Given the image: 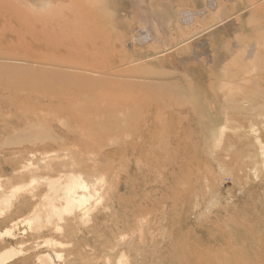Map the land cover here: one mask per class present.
<instances>
[{"label": "rangeland", "instance_id": "obj_1", "mask_svg": "<svg viewBox=\"0 0 264 264\" xmlns=\"http://www.w3.org/2000/svg\"><path fill=\"white\" fill-rule=\"evenodd\" d=\"M26 1L0 0V3L4 4H0V7L3 6L0 8V49L7 46L5 45V40L7 39V41H15L12 45L15 48V52L19 49L22 54L32 56L31 58L34 59L65 61L67 63L80 61L79 54L76 53L77 49L75 48H73V50L75 49L74 52L76 51L75 56L71 54L73 52L68 55V53L61 50L64 53L62 55L60 52L55 53L57 50L46 53L45 49L39 46L37 48L32 44L35 37L43 36V32L48 34L51 31L50 28L56 26V24L51 26L45 23L47 18L40 17L45 12L40 13V15H38L39 12H35L36 17L37 15L39 17H33V11L30 12V8H28V4H31L32 1ZM35 1L37 2V0ZM212 1L73 0L74 5H72L69 0H65V3L69 2L72 5L71 11L68 9L70 4L68 5L66 17L80 25H75L72 22V27L70 28H76L79 33L73 35V33H69L66 30L68 35L63 32L62 36L64 37L59 36L61 43L64 40L73 39V42H75L79 38L84 39L86 37L83 42L85 41L88 46H78L79 53L100 54L98 57L103 59L106 56L107 61L109 60L108 56L112 58L115 54H119L121 57L125 56L128 60L141 58L142 62L136 66V70V67L134 69L131 68L129 69L130 71H125L123 75L128 77L130 74L134 77L141 76L139 77L141 80H146V78L148 80L155 78L156 81L164 79L167 82L174 80L178 81V84L184 85L188 90L186 94L182 93L183 96L182 94L177 95L169 91L154 90L153 88L141 87V89H138L131 87L132 85L128 83L126 84L127 80L124 78H122L124 80L121 78L115 80L106 79L105 82L101 80L95 84L96 87L88 88L86 91L88 95L107 96L108 98H105L107 103L113 107L118 106L120 109L115 114L118 122L115 120L109 123V131L97 135L95 142L92 141L94 144L89 140H84L67 146L71 150L82 154V156L79 155L80 159L87 157L86 154H89V151H94L97 155L100 153L101 160L98 161L100 166L104 167V165L110 164V166L107 165L109 167H107L109 179L115 185L119 182L123 184L122 190L115 192L113 195L115 210L112 215L108 216L107 219H102L101 216L98 220L99 226L96 228L95 234L89 237L91 243L96 241L101 246L98 251L95 248L94 250L87 249L88 247L85 246L82 236L83 233L66 238L54 235L56 236L54 238L60 240L61 244L53 247V249L47 246L43 240L49 236V233L44 232L41 236L26 235V242L23 246L25 252L29 253L17 257V259L8 264H18L23 259H25L24 264H38L36 256H34L36 253L47 251L55 255V250L56 252H61L65 259L69 256L76 259L81 255V257L89 258L93 255V257L97 256L99 258V256L103 257L112 252L113 257L111 259L116 261L121 251L119 249L109 250L111 228L126 230L128 237H130L129 239L131 240V237H133L132 239L136 242L133 249L125 248L126 258L129 257L131 259V264H196L197 262V264H200V262L204 264H227L228 259L230 260L229 264H264V170H262L264 165H255L252 161H249L250 157L248 156L249 153H247L249 149L248 145H245L247 144L246 142L249 144L253 137H249V141L247 137L244 144L238 138L243 133V135L249 133V128L251 127L247 125L252 122L251 124H255L258 135L264 141V107L257 105L261 103V99L253 102L248 97L251 89H253L254 93L255 90H257L256 93H260V88L257 85L261 84L264 87V83H262L264 79L246 83L248 90L246 88L240 89L239 86L233 85V80L239 81L240 78L245 76L246 71V76L250 74L248 75L250 78L258 74L261 75L264 72V52H262V57L253 60L255 63L250 61L251 64L241 56L244 46L264 47V12H255L257 11L256 9L247 8L252 4L253 0H216L220 2L219 4L214 2L218 5V8L216 10L209 9L206 15L199 18L200 22H203L201 28L196 29L193 33L191 32L192 30L189 31L186 28H184V31L181 30L180 17H182L183 11L188 9L193 11L200 10ZM17 3L22 4V6L26 5L24 7H27L25 9L29 10L28 12L30 13L23 10V8L21 9L22 6ZM222 3H226L225 6ZM75 11L78 12L75 13ZM179 12L181 13L179 14ZM216 14H220L218 15L219 17L215 16ZM41 19L44 20L42 21ZM226 19L228 20L217 26L218 28L214 27L210 29L211 32L209 30V33L207 31V34L205 33L203 36H199L197 40L190 42L191 50L194 46L198 50H193L194 52L188 50L189 52L187 51L184 55H180L183 56L181 57L182 59H179V55H175V53L172 54L175 57L178 56L176 58L170 53L161 56L157 54L160 51L176 46V44L186 39L187 36L189 38L192 34L195 35L202 29ZM34 22L39 26L35 24V28L40 31L39 33H42L39 34L40 36L36 34L38 32H33L35 30L31 25ZM48 25L51 27H48ZM141 27L146 28L151 35H156L152 36L153 42L151 44H141L134 41L135 37L139 38ZM46 28L49 29L48 32ZM170 28H173L174 31ZM155 29L163 32L156 33ZM175 34L176 37H174ZM52 36L58 35L56 33L52 34ZM206 37L207 39H205ZM159 38L161 39L159 40ZM56 39L54 41L57 42ZM52 45L58 44L52 43ZM92 47L95 48L96 52H94ZM121 47L123 50H121ZM183 47L178 48L175 52ZM54 49H57V47L54 46ZM126 49L127 51L125 52ZM232 50L235 51L233 52ZM196 51H198L196 56H198L199 60H189L193 53L196 54ZM214 52L216 55H213ZM228 53L231 55L228 56ZM189 54L191 55L188 59ZM169 55L174 61L170 59ZM222 55L223 58L218 65L217 62H214L215 58L218 59ZM146 56L152 57L148 60V58H145ZM202 57L209 58L205 59L204 62ZM105 58L103 61L106 64L101 60L98 63V67H107ZM175 59H179V62ZM190 62L193 63L190 64ZM180 63L181 65H179ZM100 64L101 66H99ZM206 64L212 67L208 68L210 66ZM248 68L250 71H248ZM210 70L214 72H212L214 76L210 73ZM232 72L237 73L236 78ZM238 73L240 74L238 75ZM241 73L243 74L241 75ZM229 74L233 75L232 80H230L231 76ZM209 75L213 77H209ZM210 80L214 81V83ZM70 82L62 81L59 84L57 82H34L27 75L0 74V99L7 97L9 94L26 95L34 91L35 87H44L45 84L49 85L57 93L77 90L78 85L76 84L78 83L75 81ZM74 83L76 84L74 85ZM225 86H228V88ZM192 91H194V94H192ZM234 93H236V96ZM233 98L246 99V103L250 104H246L245 107L248 109L247 112L252 113V115L246 111L244 112L246 110L244 109L245 107H243L244 110L241 109L242 111L240 109L232 110L230 116H235L236 122L233 120L234 122L228 123L230 129L227 128L226 137L223 136L222 140L218 142L214 136L219 130L216 119H219L220 116H226L225 111L220 110L218 106ZM217 102L218 104H215ZM255 106L256 108H254ZM258 112H263V114L260 115ZM15 114L16 112H10L6 115L0 114V125L3 124L4 119L9 120ZM59 116H61L60 113ZM63 117L54 116L56 119H49L37 132L43 133L42 136L45 135L46 130L50 128L51 122L54 121V124H56ZM119 119L122 121H119ZM249 119L252 121L250 122ZM101 121L103 120L99 122L101 123ZM78 127H83V124H78ZM27 136V134L22 133L19 136L9 135L0 138V177L2 179L10 178L11 182L22 180L20 178L15 179L13 175L11 177L13 170L11 164L13 163L12 166H15L20 163V158L13 156L15 155L13 151L19 149L15 142L20 141L24 137L27 138ZM236 139L240 142L239 144H237ZM230 141H232L231 144ZM235 141L237 142L236 144H234ZM90 145L94 146L89 148L91 147ZM79 146H81L80 149ZM109 151L112 152V155L106 156V154L110 153ZM226 153L231 154L229 160L221 163L219 159ZM15 158L17 159L15 160ZM247 164L248 166H246ZM240 166L245 167H242L243 170H241ZM255 166L257 169L255 168L254 170ZM247 169H249L248 172ZM245 172L247 173L245 174ZM6 179L4 180L7 183ZM25 179L27 180L28 178ZM125 185H127L126 189L124 188ZM117 208H120V210ZM6 225L8 226L9 224L0 222V233L7 228ZM133 226L137 228H133ZM140 234L141 240H139ZM236 243L242 244V246H237ZM37 244L41 247H39L40 251L35 250ZM34 247L35 249H33ZM226 247L227 249L229 247L232 251L227 250ZM237 249L239 251L242 250L241 255ZM226 251L232 252L231 256H229L228 252L225 253ZM104 253L106 254L104 255ZM243 256L244 258L252 257L254 262L252 258L251 260L243 259ZM63 261H56V264H64ZM97 261L89 259V264H97ZM99 261L103 263V260Z\"/></svg>", "mask_w": 264, "mask_h": 264}, {"label": "bare ground", "instance_id": "obj_2", "mask_svg": "<svg viewBox=\"0 0 264 264\" xmlns=\"http://www.w3.org/2000/svg\"><path fill=\"white\" fill-rule=\"evenodd\" d=\"M30 1H32L31 4H28L29 6L28 5L27 6H28V8H30L29 9L30 12L33 11L32 12L33 17L37 18V17H39L38 15H40V13L45 12V14H41V16H40L41 18H45V17L47 18V21H45V23H48L51 26L53 24H56V26H54V27L52 26V28H50L51 31L48 34L43 32V36L41 35L42 38H40L41 36L39 34H42V33H39L40 31H38L35 28L36 22H34V24L31 25L34 27V30H35L33 32H38L36 34H38L40 37L39 38L35 37L36 39L35 38L33 39L34 41H32V44H34L37 48L39 46L40 48L45 49L46 53H48V51L54 52L55 50H57V52H55V53L60 52V54H61L62 53L61 50H63L65 53H68V55H69V53L73 52L71 54H73L75 56L76 55L75 52L77 51L76 53L79 54V55L78 54L77 55L79 56L80 61H77L76 63H67L65 61L61 62V61H51V60H47V59H34V58H31L32 56L30 57L27 54H22L21 52H19L20 51L19 49H17L18 51L16 50V52H15L14 51L15 48L12 46L13 42H15V41H11V40L7 41V39H6L5 45H7V46H4L3 49H0V74L9 73V74H15V75L16 74L27 75L34 82H39V81L45 82V83L46 82L47 83L48 82H52V83L57 82L59 84L62 81L69 82V83H71L70 81H75L78 84L74 83V85L75 84L78 85V88H77V90L72 91V92L64 93L61 91V93H59V92L57 93L56 91L52 90L51 87H49V85L45 84L44 87H42V86L41 87H35V90L32 92H29V94H26V95L17 94V93L16 94H9V95H7V97H3L0 99V114L1 115H6L7 113H10V112L11 113L16 112V114L14 116H12L9 120L8 119L3 120V124L0 125V138H2L3 136L6 137L9 135L19 136L22 133L28 135L27 138L24 137L23 139H20V141L15 142L17 148H19V149H16L13 151V154H15L13 156L19 157L20 163H18V164L15 163L16 164L15 166H12L13 163L11 164V167H13L11 177L13 175L15 177V179L20 178L22 180H20L18 182H11L9 180L10 178H8V179L3 178L2 179L0 177V222H3V223L7 222L9 224L8 226L6 225L7 228L0 233V264H8L9 262H11V261L13 262V260L17 259V257L24 256V255L29 253V252L26 253L27 251L25 252V248L23 246L24 243L26 242L25 241V238H27L26 235H31V236L40 235L41 236L42 234H44V232L49 233V236L43 240L47 246H49L53 249V247L57 246L58 244H61L60 240H57L56 238H54V237H56L54 235H57V237L63 236L66 238V237H71V236H77L78 233H83L82 236L84 238L85 246L88 247L87 249L94 250V248H95L98 251L99 247L101 246V244L96 243V241H94L95 243H91L89 241V237L93 236L95 234L96 228L99 226L98 220L100 219L101 216H102V219L103 218L107 219L108 216L112 215L113 211L115 210V206L113 205V195L115 192H120L122 190L123 184L121 182H119L115 185L109 179L108 172H107V170H108L107 165L110 166V164H107L106 166L104 165V167L100 166V163L98 162L99 160H101V154L100 153L97 155L94 151H89V154L86 152L87 157H85L84 159L83 158L80 159L79 155L82 156V154L77 153V151L71 150L67 146L69 144H71V145L77 144L78 142H82L84 140H87V141L89 140L91 143H93L92 141L95 142L97 135H100V134H103V133H106L109 131V123L118 119L115 114L117 112H119L120 109L118 106L113 107L109 103H107V101L105 99V98H108L107 96H104V95L103 96L102 95H98V96L88 95L86 92L88 88L95 86V84L101 80H104L103 82H105L106 79L115 80L117 78H121V79L124 78L127 80L126 84L128 83V84L132 85L131 87H136L138 89H141V87L153 88L154 90L156 89V90L164 91V92L169 91V92H172L173 94H177V95L182 94V93L186 94V92L188 90L185 88L184 85H180V84H178V81L176 82L174 80H170L168 82H167V80H164V79L156 81L155 78L153 80L152 79L148 80L146 77H144V78H146V80L145 79L141 80V78H139L141 76L134 77V76H131V74L129 75V77L124 76L123 73L125 71H127V70L130 71L129 69H131V68L134 69V67L141 64V62H142L141 58L140 59H133L132 58V59L128 60L125 56L121 57L119 54L118 55L115 54L114 56H112V58H110L108 56L109 60L107 61V59L105 58L106 56H105L104 58L107 61V67H105V68L98 67V63L101 60L103 61V59H104V58L100 59L98 57L100 54L99 55H95V54H91V53L90 54H88V53L84 54V52L79 53L80 51H78L79 50L78 46H84V47L88 46V44L85 41L83 42V40L86 37L84 39L79 38L75 42H73L74 39L69 40V41L64 40L62 43L60 41L59 36L64 37V36H62L63 32H66L67 35H68V32L73 33V35H77L79 33L76 30V28H70V27H72V22L75 25H80V24H77L76 21L74 22V21H72L66 17V9H67L68 5L70 4L69 2H71L72 5H74L73 0H69V2H66V3H68L67 5H65L66 4L65 0H41V1L37 0V2L35 0H30ZM38 2H40V3H38ZM214 2H216L218 4L220 3V2H217L215 0V1L210 2L206 7L204 6L205 8H201L200 10L198 9L196 11L184 9L185 11L182 12V17H180L181 18L180 24H182V26H180L181 30L184 31L185 30L184 28H186V30L187 29L189 31L192 30L191 32L193 33V31H195L196 29L201 28L203 26V24H202L203 22H200L199 18L202 17L203 15H206L207 12H209L208 11L209 9L216 10L218 8V5L215 4ZM223 2H225V1H223ZM0 4L4 5L3 3H0ZM71 4L69 7L72 6ZM222 4L225 6L226 3L225 4L222 3ZM18 5L22 6V4H18ZM75 5H76V3H75ZM24 6H26V5H24ZM24 6H22L21 9L23 8V10H26L25 8H27V7H24ZM2 7H0V8H2ZM69 7H68V9H69V11H71L72 7L71 8H69ZM76 8H78V7H76ZM247 8L248 9L254 8L257 10L255 12H258V11L264 12V0L263 1L262 0H253L252 4H250L249 7H247ZM44 9H45V11H43ZM81 9H77V10L80 11ZM254 9H252V10H254ZM29 10H26V11L28 12ZM73 10H75V9H73ZM223 10H221V11H223ZM30 12H28V13H30ZM35 12L36 13L39 12L37 17H36V14H34ZM76 12H78V11H75V13ZM223 12H226V11H223ZM32 13H31V16H32ZM73 13H74V11H73ZM79 13H81V12H79ZM180 13L181 12H179V14ZM240 14H241V12H240ZM254 14H253V16H254ZM42 15L43 16L46 15V16L43 17ZM218 15H220V14H216L215 16L219 17ZM210 16H212V15H210ZM77 17H78V15H77ZM212 18H211V20H213ZM221 19H223V18H221ZM228 19L220 20V21L216 22L214 25H211L205 29H202L199 32L197 31L198 32V33L196 32L197 34H195V35L192 34L189 38L187 36L186 39H184L180 43L176 44V46H172V47L166 49L165 51H160L157 54L161 56V55H165L168 53H170V54L175 53V55H177V54L179 55V59H180L181 57H183L180 55H184V53H186L188 50L189 51L191 50L190 42L197 40L199 36H203V34H205L207 31L209 33L210 29L217 27L220 24L225 23ZM41 20L43 21L44 19H41ZM13 21H11V22H13ZM36 21H38V20H36ZM87 21H89V20H87ZM36 25L38 26V24H36ZM49 25H48V27H51ZM177 26H179V25H177ZM221 26H223V25H221ZM141 28L142 29L140 30L139 38L135 37L134 41H137L141 44H151V42H153V38H152L153 34L151 35L146 28H143V27H141ZM42 30H45V29H42ZM66 30H68V32ZM213 30H216V29H213ZM48 31H49V29H47V32ZM173 31H174V29H173ZM173 31H170V32L174 33ZM58 32H60V33L58 34ZM157 32H161V31L156 30V33ZM210 32H211V30H210ZM56 33L58 36H52V34L54 35ZM154 36H156V35L154 34ZM164 36H165V33H164ZM174 37H176V34ZM55 38H57L56 39L57 42L54 41ZM155 38H157V37H155ZM160 39L161 38H159V40ZM205 39H207V37ZM211 39H212V37H211ZM1 40L3 41V39H1ZM199 40H201V39H199ZM65 41H66V43H65ZM86 41H87V39H86ZM52 43L58 44V45H52ZM197 43H198V41H197ZM30 45H31V43H30ZM94 45H96V44H94ZM184 45H186V46H184ZM192 45H194V44H192ZM201 45H203V44H201ZM54 46L57 47V49H54ZM197 46H200V45H197ZM180 47H183V48H181L177 52H175ZM195 47L196 46H194V48ZM200 47H202V46H200ZM205 47H207V46H205ZM214 47H213V49H214ZM73 48H75L77 50L74 52L75 49L73 50ZM92 48H93L94 52H96L95 48L94 47H92ZM194 48L191 51L198 50V49H196V48L194 49ZM239 48H241V47L239 46ZM205 49H207V48H205ZM231 49H233V48H231ZM93 50H90V51H93ZM121 50H123V48ZM235 50L237 51L236 47H235ZM126 51H127V49L125 50V52ZM197 52L198 51L195 52L196 54L193 53L194 55L191 53L193 55V57L191 54H189L188 59L190 58L189 56L191 55V59H189V60L198 61L199 60L198 56H196ZM262 52H264V47L260 48L259 46H252V47H249V46L245 47L244 46L242 51H241V56H243V58L245 60H247V62H249V64H251L250 61L254 62L253 60L262 57ZM25 53H27V52H25ZM63 54L64 53H62V55ZM209 54H210V52H209ZM231 54H232V52H231ZM231 54L228 53V56ZM236 54L238 55V53H236ZM42 55H44V54H42ZM175 55H173V56L175 57ZM213 55H216L215 52ZM49 56H51V55H49ZM170 56L171 55H169V57ZM151 57L152 56H146L145 58L146 59L148 58V60H149V58L151 59ZM176 57H178V56H176ZM215 57H217V56H215ZM46 58H48V57H46ZM60 58L62 59V57H60ZM208 58L204 57L203 58L204 62H205V59H208ZM222 58H223V55H222V57H219L218 59L215 58L214 62H217L219 65V62H221ZM50 59H52V58L50 57ZM170 59H171V57H170ZM179 59L178 60L175 59V60H177L179 62ZM200 59H201V57H200ZM210 59H212V58H210ZM172 61H174V60H172ZM103 63H105V62L103 61ZM191 63H193V62H190V64ZM206 63H211V62H206ZM102 65H104V64H102ZM175 65H177V64H175ZM179 65H181V63ZM206 65H208V64H206ZM99 66H101V64ZM208 66H210V65H208ZM211 67L212 66H210L208 68H211ZM214 67H215V64H214ZM228 67H230V66H228ZM255 67H256V65H255ZM182 68H185V67H182ZM204 68H206V67H204ZM136 69H137V67L135 68V70ZM214 69H216V68H214ZM261 70H262V68H261ZM248 71H250L249 68H248ZM212 72L213 71L210 70V73H212ZM228 72L230 73V71H228ZM207 74H208V72H207ZM239 74L240 73H238V75ZM242 74L243 73H241V75ZM246 74H247V71H246ZM246 74H245V76L240 78L239 81L233 80L234 81L233 85H235L236 87L239 86L240 89H243V88L247 89L248 85H246V83H248L249 81L255 82V81H258L259 79H264V72L261 73V75L258 74L255 77L252 76V78L248 77V75H250V74H248L247 76H246ZM233 75L236 78L237 73L235 74V72H234ZM233 75H230L231 76L230 80H232ZM241 75H240V77H241ZM213 76H214V74H213ZM213 76L209 75V77H213ZM124 79H122V80H124ZM160 79H162V78H160ZM119 81H121V80H119ZM190 82H192V81H190ZM212 83H214V81ZM212 83H211V85H213ZM262 83H264V82H262ZM58 84H56V85H58ZM192 84H193V82H192ZM224 84H226V83H224ZM43 85H44V83H43ZM98 85H99V83H98ZM51 86H53V85H51ZM182 86H184V87H182ZM257 86L260 88V90H259V88H257L260 91V93H256L257 90H255V93H254L253 89H251L249 87V89H251L249 91H251V92L248 95V97L250 98V100H253V102L257 101L258 99H261V103L257 104V105L264 107V87L261 84L257 85ZM76 87H75V89H76ZM221 87H223V86L221 85ZM225 87L228 88V86H225ZM53 88H54V86H53ZM247 90H246V92H247ZM222 91H223V88H222ZM225 91H227V90H225ZM224 93H226V92H224ZM192 94H194V91H192ZM234 94L236 96V93H234ZM243 95H245V94H243ZM239 97H241V96H239ZM245 100L246 99H237V98L234 99L233 98V99H229V100L225 101V103L222 101L223 102L222 105L219 104L218 107L220 108V110L222 109L223 111H225L226 116H223V117L220 116L221 118L219 117V119H216L217 124L219 125V130H218L217 134L214 136L216 137L218 142H220L222 140L223 136H225V132H226L227 128H229L228 123L235 120L234 119L235 116L234 117L230 116V114H231L230 112H232V110H234V109L235 110L236 109L241 110V109H243V107L246 106V104H250V103H246ZM215 104H218V102ZM129 105H131V104H129ZM256 106L254 108H256ZM259 107H257V109H259ZM246 108L247 107H245L244 109H246ZM257 109H255V110H257ZM247 110L248 109L244 110V112L245 111L247 112ZM249 110H251V109H249ZM110 111L114 112V113H111ZM122 111H124V110H122ZM59 113L61 116H59ZM247 113L252 115V113H250V112H247ZM258 113H260V112H258ZM261 114H263V112H261L260 115ZM54 116L55 117L64 116V117L62 119H60V121L56 124H54V121H52L50 124V128L46 130L45 135L42 136L43 133H38L37 130H40L42 128L43 124L46 123L49 119H56V118H54ZM253 116H255V115H253ZM252 118H254V117H252ZM100 120H103V121H101V123H100L99 122ZM249 120H250V122L252 121L251 119H249ZM104 121H106V122H104ZM119 121H122V120L119 119ZM243 121L246 122L247 120H243ZM117 122H118V120H117ZM235 122H236V120H235ZM251 123H250V125L245 124V125L251 127V128H249V127L245 126V127L250 129L249 133H247L245 135H243L244 134L243 133L238 138L244 144V142L247 140L246 139L247 137H248V141L250 139L249 137H253V138H251L252 141H250L249 144H248V142H246L247 144L245 143L246 144L245 146L248 145V149H249V152H247V153H249V155L248 154H245V155H248L250 157L249 161H252L255 165L256 164L257 165H259V164L264 165V141H262L263 138H261L258 135V130H257L255 124L252 125ZM78 124H83V127L79 128ZM230 138H231V136H230ZM233 139H235V138L233 137ZM109 142H110V140H109ZM231 142L232 141H230V144H231ZM237 142H238V140H237ZM237 142L235 141L234 144H236ZM239 143L240 142H238L237 144H239ZM81 146H79V149ZM92 146H94V145H92ZM92 146L89 148H92ZM84 148H82V149H84ZM98 148H99V145H98ZM82 153H84V152H82ZM108 155L109 156L112 155V152L106 154V156H108ZM230 155H231L230 153H226L219 160L221 161V163H224L227 160H229ZM16 159L17 158H15V160ZM252 162H250V163L252 164ZM250 163H249V165H251ZM242 164H244V163H242ZM254 164H252V165H254ZM246 166H248V164ZM240 167L242 168L243 166H240ZM243 168L241 170H243ZM255 168H256V166L253 169L255 170ZM248 170L249 169H247V172H248ZM262 170H264L263 167H262ZM247 172H245V174ZM252 173H256V172L253 171ZM25 178H28V179L26 180ZM4 179H6L8 182L6 183V181ZM10 182H11V184L9 185ZM124 188L126 189L127 185H125ZM117 209L120 210V208H117ZM136 225H137V223H136ZM133 228H137V227L133 226ZM133 231H134V229H133ZM140 233H141V231H140ZM139 236H140L139 240H141V234ZM129 238L130 237H128V233L124 229H120V228L117 230H115V228L110 229V237H109V245H108L109 250L114 251V250L119 249L121 251L119 258L116 261H112V259H111L113 257L112 252H111V254L104 253V255L105 254L106 255L103 257L99 256V258L97 256L93 257V255H91L92 257H89V258L84 257V256L81 257L82 256L81 255L80 257H78L76 259H73L72 256H69L68 258L65 259L61 252H58V251L56 252V250L54 249L55 255H53L51 252L41 251V252L36 253L34 256H36V262L38 264H56L57 263L56 261H63V260H64L63 261L64 264H89V259H93V260L95 259L98 261L103 260V263H100V261L99 262L97 261V264H131V259L129 257L126 258L127 253H126L125 248L128 247L129 250L131 248L133 249L134 243H136V242L132 239L133 237H131V240ZM228 240H229V238H228ZM212 242H214V241H212ZM36 243H38V242H36ZM38 244L35 246V247H37L36 249H35V247L33 248L36 251L39 250V247H40L39 245H41V244H39V245ZM229 244H227V245H229ZM236 244H237V246H242V244H239V243H236ZM236 244H235V247L237 248ZM29 245H31V244L29 243ZM218 246H217V248H218ZM220 249H221V247H220ZM226 249H227V247H226ZM238 249H240V248H238ZM227 250L232 251L231 249H229V247ZM29 251H31V250H29ZM135 251H137V250H135ZM241 251L238 250V252H240L239 253L240 255H241ZM227 252L230 254L229 256H231L232 252L226 251L225 253H227ZM109 253H110V251H109ZM235 254H237V253H235ZM242 258L246 259L247 257L244 258V256H243ZM251 258H247V259L251 260ZM24 260L25 259H23L22 261H19L18 264H24ZM225 261H226V257H225ZM229 261L230 260L228 259L227 264H229ZM252 261L254 262V259ZM236 263H238V262H236ZM200 264H204V263L200 262Z\"/></svg>", "mask_w": 264, "mask_h": 264}]
</instances>
